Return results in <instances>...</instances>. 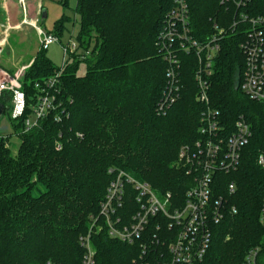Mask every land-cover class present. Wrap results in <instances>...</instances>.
I'll return each instance as SVG.
<instances>
[{"label":"trees","instance_id":"obj_1","mask_svg":"<svg viewBox=\"0 0 264 264\" xmlns=\"http://www.w3.org/2000/svg\"><path fill=\"white\" fill-rule=\"evenodd\" d=\"M254 1L264 9V0ZM190 2L199 41L213 32L214 24L228 27L234 20L235 11L227 10L221 0ZM173 4L174 0H77V40L80 49L92 53L84 61L72 56L62 70L58 91L53 90L56 109L25 131L39 93L35 83L60 70L44 51L33 59L22 80L26 111L13 121L20 138L17 154L0 141V264H81L80 238L90 232L92 216L99 214L114 176L110 170L126 171L180 202L194 186V177L178 163V155L183 146L202 138L195 57L184 59L180 100L165 116L157 110L167 70L157 43ZM68 21L64 16L52 33L62 39ZM245 28L239 26L221 42L211 97L229 125L244 117L252 137L238 169L216 176L218 193L227 194L237 213L227 215L214 229L202 264H242L251 250L258 251V264H264V169L258 164L264 155V102L251 101L240 89L245 57L239 44ZM82 62L86 73L78 76ZM10 100L9 94L0 99L5 110ZM231 184L236 188L233 194L228 192ZM91 243L95 264H154L153 257H142L139 243L111 239L106 229H92Z\"/></svg>","mask_w":264,"mask_h":264},{"label":"built area","instance_id":"obj_2","mask_svg":"<svg viewBox=\"0 0 264 264\" xmlns=\"http://www.w3.org/2000/svg\"><path fill=\"white\" fill-rule=\"evenodd\" d=\"M17 1L24 17L16 25L1 24L0 56L10 31L24 26L36 31L41 51H48L58 43L63 52L60 70L54 76L35 83L39 93L33 108L34 119L31 116L25 120V131H29L56 109L53 90L58 91L55 88L60 82L62 70L70 63L79 46L74 39L63 44L61 38L41 27V5L36 10L37 18H29L28 0ZM254 3V0H221V5L227 10L235 11L233 22L228 27L214 24L213 32L205 40L199 41L192 27L190 0H174L157 43L159 53L167 63L166 86L157 110L161 116H165L180 100L184 89V59L195 57L198 61L194 75L196 101L203 106L199 126L202 138L193 145L183 146L178 155V163L187 169L188 175L194 177V186L180 202L171 193L160 194L149 183L136 179L126 171L110 170L114 176L100 204L99 214L93 218L90 232L80 238L84 248L81 264H95L92 229H106L109 238L128 245L139 243L142 257H153L154 264H202L210 250L214 229L227 215L237 213L235 207L229 206L227 194L218 193L216 176L238 169L242 150L249 144L252 131L244 117L231 125L223 120L220 111L213 106L212 77L222 40L229 32L238 31L239 26L244 25V38L239 44L245 57L240 89L251 101L264 102V9ZM32 63L33 60L15 74L0 66V99L5 94L10 95L12 121L24 117L26 95L22 80ZM61 119L60 116L56 117L57 121ZM56 149L62 150L60 143ZM258 164L264 169V155L258 157ZM235 190V185L231 184L228 192L233 194ZM242 264H258V251L251 250Z\"/></svg>","mask_w":264,"mask_h":264},{"label":"rangeland","instance_id":"obj_3","mask_svg":"<svg viewBox=\"0 0 264 264\" xmlns=\"http://www.w3.org/2000/svg\"><path fill=\"white\" fill-rule=\"evenodd\" d=\"M27 4L30 8L29 18H37L36 10L39 5L42 6L43 11L47 13L46 18L41 17V27L46 32H54L56 23L64 16L69 17L70 21L65 24L62 41L66 44L70 39L75 41L80 34V19L76 15L77 0H67V5H63V0H28ZM24 14L17 0H10L9 8L5 2L0 6V31L1 24L12 25L21 23ZM5 22H4V21ZM0 39L1 36H0ZM78 42V40H77ZM78 51L73 55L76 59L84 61L92 53V50L84 51L80 49L78 43ZM40 50L39 38L36 31L30 26H24L21 29L11 30L7 39V43L0 58V64L10 73L16 72L21 66L28 64L34 59ZM45 56L51 61L53 66L60 68L63 62V52L60 44H54L48 51L44 52ZM86 73V65L84 62L80 63L77 70L78 76H84ZM11 106L6 107L5 113L0 118V141L6 142V148L11 150L15 156L20 144V138L14 130V122L10 118ZM34 119V117L32 116ZM9 137V138H6ZM177 164V163H176ZM179 166V165H176ZM94 216H92L91 222ZM100 231V230H99Z\"/></svg>","mask_w":264,"mask_h":264},{"label":"crops","instance_id":"obj_4","mask_svg":"<svg viewBox=\"0 0 264 264\" xmlns=\"http://www.w3.org/2000/svg\"><path fill=\"white\" fill-rule=\"evenodd\" d=\"M4 2H5V4H6V6L9 8V6H10V0H0V6H1V7H2V5H3ZM29 10H30V8H29ZM10 24H11V21H10ZM11 25H12V24H11ZM0 58H1V56H0ZM32 60H33V59H32ZM32 60H31L30 62H32ZM30 62H29V63H30ZM29 63H28V64H29ZM28 64L23 65V66H27ZM0 66L3 68V65L0 64ZM23 66H21V67H23ZM21 67H20V68H21ZM20 68H19V69H20ZM19 69H18L17 71H19ZM4 70H5V69H4ZM17 71H16V72H17ZM8 72H9V71H8ZM16 72H14L13 74H15ZM9 73H10V72H9ZM10 74H12V73H10Z\"/></svg>","mask_w":264,"mask_h":264},{"label":"water","instance_id":"obj_5","mask_svg":"<svg viewBox=\"0 0 264 264\" xmlns=\"http://www.w3.org/2000/svg\"><path fill=\"white\" fill-rule=\"evenodd\" d=\"M46 16H47V13L43 11V17L46 18ZM4 111H5V107L2 104H0V118L2 117Z\"/></svg>","mask_w":264,"mask_h":264}]
</instances>
